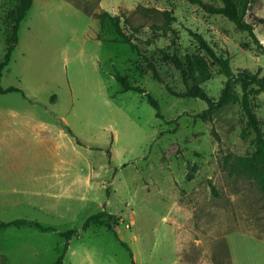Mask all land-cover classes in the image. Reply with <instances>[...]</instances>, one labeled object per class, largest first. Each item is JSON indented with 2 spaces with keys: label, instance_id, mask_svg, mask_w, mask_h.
Masks as SVG:
<instances>
[{
  "label": "rangeland",
  "instance_id": "374dc122",
  "mask_svg": "<svg viewBox=\"0 0 264 264\" xmlns=\"http://www.w3.org/2000/svg\"><path fill=\"white\" fill-rule=\"evenodd\" d=\"M18 4L0 0V62ZM82 7L120 16L163 82L129 45L110 42L118 37L107 20ZM255 18L264 19V0H252L245 17L264 47ZM190 32L228 58L233 75L264 76V54L247 33L186 0H32L0 78L1 87L22 93L0 99L38 117L49 109L55 149L47 171L36 161H0L2 181L17 191L0 196V223L42 227L1 228L0 264H53L61 254V264H264V169L252 160L254 134L243 132L239 105L203 121L205 102L165 90L185 91L164 59L176 53L186 85L220 97L227 78ZM117 73L157 101L161 118L143 94L122 90ZM252 110L264 132V93L254 96ZM101 212L115 216L112 230L83 228ZM70 230L64 250L62 234Z\"/></svg>",
  "mask_w": 264,
  "mask_h": 264
},
{
  "label": "trees",
  "instance_id": "16d2710c",
  "mask_svg": "<svg viewBox=\"0 0 264 264\" xmlns=\"http://www.w3.org/2000/svg\"><path fill=\"white\" fill-rule=\"evenodd\" d=\"M191 4L198 5L205 12L211 15H220L230 22H232L236 28L242 32L248 34L250 39L252 40L253 45L258 53L264 54V47L257 39L254 33V25L245 21V17L250 10L252 0H219L221 5L214 6L212 4L204 3L202 0H186ZM32 0H19V4L14 12L13 24L11 26V41L6 47V51L3 57V60L0 62V78L2 76V72L4 68L9 64L11 60L12 52L15 49V46L18 42V30L20 28L21 22L24 20L29 8L31 7ZM82 11L99 20H107L111 27L113 28V32L117 35L118 39H113L111 43H122L129 45L132 51H134L137 55L141 56L146 64L148 70L152 73L153 78L162 83V79L160 78L155 66L151 64L145 56L139 52L136 44L132 43L130 37L127 36L123 28L121 26V17L117 15H111L107 11H102L100 13H90L88 8H83ZM167 17L168 14L164 13ZM255 22L258 25H261L264 29V19L255 18ZM168 26H164V30H168ZM194 40L200 46V48L209 56L212 60V63L218 66L219 72L223 74L227 79L224 83V87L221 91L220 97L217 101H213L206 92L198 87H189L186 85V72L183 65L182 60L176 55V53H172L171 55H164V59L170 62L173 67L179 72L182 77L183 83L185 85V91L182 93L173 92L169 87H165V90L168 94L179 97V98H197L206 103L207 108L199 114V118L201 120L206 121L210 120L212 115L217 111L222 109L224 106L228 104H237L240 107L244 118V130L243 132L249 131L254 134V142H255V151L252 155L253 162L264 169V132L259 126L255 115L252 110V100L254 96L258 93H264V76L259 77L257 74H251L247 72H239L236 75H233L231 72V68L229 65V60L222 55H216L215 52L210 48L208 43L203 39V37L197 33L190 32ZM165 34V31L163 32ZM115 79L122 87L123 91H134L139 94H143L147 99L149 105L156 110V117L161 118L159 104L157 101L149 94L146 93L145 90L130 86L126 77L120 74H115ZM235 86L239 87V92L235 90ZM13 92L22 91L16 87H7L3 88L0 86V94H7ZM67 133H71L68 128H65ZM106 218V219H105ZM105 219V220H104ZM91 224H96L105 227L108 230H112V226L116 224V218L114 215L107 214L105 212H101L95 215L90 216L86 222L84 223L83 228H88ZM8 225H28L35 226L38 228H42L37 222L27 221V220H17L10 224L0 223V229L6 227ZM75 234L74 230L67 231L62 234V236L66 239L64 250L67 249L68 241ZM128 251L129 248L122 244ZM130 252V251H129ZM130 255L132 256L131 252ZM63 259V254H61L58 259L53 264H61ZM132 264L134 262L132 261Z\"/></svg>",
  "mask_w": 264,
  "mask_h": 264
},
{
  "label": "crops",
  "instance_id": "0c3cea01",
  "mask_svg": "<svg viewBox=\"0 0 264 264\" xmlns=\"http://www.w3.org/2000/svg\"><path fill=\"white\" fill-rule=\"evenodd\" d=\"M44 111L45 115L38 117L33 115L31 108L21 111L14 102L0 99V161L9 158L21 162L36 161L40 162L42 170L49 169L48 162L53 157L55 149V118L53 114L49 116V109L46 108ZM14 167L12 164L11 171ZM2 170L4 169L0 168V196L5 192H17L12 182L7 187L5 179L2 181L1 176L4 174ZM43 187L47 190L52 185L49 186V182L46 181Z\"/></svg>",
  "mask_w": 264,
  "mask_h": 264
}]
</instances>
